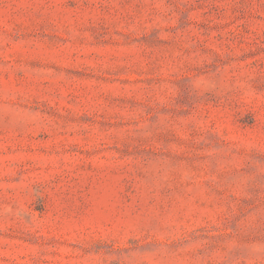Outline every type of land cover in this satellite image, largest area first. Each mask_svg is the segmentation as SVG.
Returning <instances> with one entry per match:
<instances>
[{"label": "rangeland", "instance_id": "rangeland-1", "mask_svg": "<svg viewBox=\"0 0 264 264\" xmlns=\"http://www.w3.org/2000/svg\"><path fill=\"white\" fill-rule=\"evenodd\" d=\"M0 264H264V0H0Z\"/></svg>", "mask_w": 264, "mask_h": 264}]
</instances>
